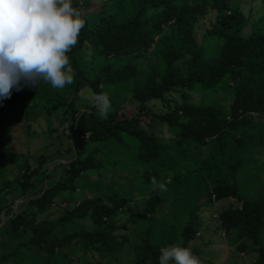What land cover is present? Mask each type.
<instances>
[{
  "label": "trees",
  "instance_id": "obj_1",
  "mask_svg": "<svg viewBox=\"0 0 264 264\" xmlns=\"http://www.w3.org/2000/svg\"><path fill=\"white\" fill-rule=\"evenodd\" d=\"M73 2L86 20L68 53L73 83L57 90L41 81L35 88L43 95L48 135L54 130L52 116H59L64 131L58 138L68 131V143L34 166L21 160V172L13 178L0 167V241L1 235L18 240L12 250L0 253V264H87L88 254L102 261L126 248L134 264H158L161 247H190L204 225L203 207L221 199H231L218 212L228 243L239 252H254L250 264H264V192L246 197L223 170L225 165L237 174L245 167L247 148H255L250 153L255 155L264 146V123L252 129L253 119L264 114V0L263 14L252 23L239 0ZM211 11L214 16L207 19L199 41L196 27ZM219 85L232 91L228 106L189 97ZM84 87L92 94H108L112 107L107 118L89 101L78 105ZM172 92L181 99L168 102L165 111L150 107ZM7 100L19 109L21 91L13 90ZM127 101L133 108H127ZM159 127L171 132L169 142ZM131 142L137 147L133 178L139 180L143 209L131 214L133 225L125 234L120 230L127 225L119 216L135 204V197L116 187L118 157L107 154ZM56 159H66L54 166L59 175L48 166ZM98 168L109 169L112 179L90 188L89 194L87 178ZM152 178L170 180L167 191H153ZM77 189L84 191L79 198ZM186 190L198 195L194 203L187 201ZM166 195L172 200L168 220L160 216ZM18 198L23 201L15 209ZM62 204L60 215L47 216L53 205Z\"/></svg>",
  "mask_w": 264,
  "mask_h": 264
},
{
  "label": "rangeland",
  "instance_id": "obj_2",
  "mask_svg": "<svg viewBox=\"0 0 264 264\" xmlns=\"http://www.w3.org/2000/svg\"><path fill=\"white\" fill-rule=\"evenodd\" d=\"M243 12L247 15L249 21L252 23L255 19L263 14V2L262 0H239ZM209 16H214L211 11L206 16V21L201 20L196 27V36L199 41L203 40V34L206 29L207 19ZM23 104L19 109H15L16 104L8 103L9 100L5 99L0 102V150L2 152V157L0 158V167L4 169L6 175L13 178L21 172L18 166V162L23 159H28V161L35 165L37 160L44 157L46 154L55 153L57 148L65 150L68 143V131H66L62 140L58 138L62 134L63 122L59 116H52V126L54 130L52 135H48L49 122L47 117L44 115V101L43 95L37 91L35 88H30L21 85L20 88ZM229 88H224L219 85L216 89L212 91L191 93L189 95L191 101L196 103H202L205 101H213L217 99L222 101L226 106L232 99V91ZM52 91H49L47 96H49ZM12 94V93H11ZM80 99L78 100V105H83L88 102L82 99L83 97H91L92 93L89 87H84L80 92ZM166 100H155L150 103V107L158 112L165 111L168 102H176L181 99L178 92H172L166 94ZM127 108H133V104L127 101ZM26 115H31V117H26ZM264 123V114L261 116H256L252 122V129L258 128ZM30 130L28 129V126ZM159 135L163 138L165 142H169L172 136L171 132L166 127L158 128ZM131 140H129L130 142ZM62 142V143H61ZM96 155H98V150L93 148L92 145L89 146ZM113 148V147H110ZM114 149V148H113ZM255 148L248 147L246 150L247 156L245 157L246 163L245 167L241 168L237 174L232 175V173L227 170V166L223 165L224 176L229 181H236L240 191L249 198H256L261 193L264 192V146H261L255 155L250 153ZM126 150L130 152L126 153ZM133 150H137L136 144L131 142L130 144H122L118 149L112 150L111 155L113 158L118 157V162L114 167V172L116 174L117 186H122L125 188L128 195L135 197V204L132 205L129 210L122 212L119 216V222L126 224L127 227L120 230L121 233L128 234L129 227H132V223H129L131 214L143 209L142 195L138 193L137 188L139 180H134L133 176L135 171V156ZM132 152V153H131ZM57 162H66V159L52 160L48 163L49 169L55 174H60V169L55 168ZM244 163L242 164V166ZM245 168V169H244ZM130 169V171H129ZM101 173V175H99ZM201 176V174H198ZM196 175V176H198ZM112 179L111 171L109 169L98 168L91 172L87 178L86 190L89 194L90 188L97 187V185H104ZM208 182V181H207ZM190 197L187 199L188 202H195L198 195L193 194V190H186ZM198 192V191H197ZM84 191L81 189L76 190V197L79 198ZM22 198L15 199L14 208L17 209ZM231 202V199H221L219 201L215 200L211 205L203 207L201 217L204 221V225L197 233L196 238L190 244L192 252L199 258L200 264H250L255 259V253L252 251L239 252L235 245H230L228 240L220 227V221L218 218V212L223 207L227 206ZM233 203V202H232ZM172 200L170 195H166L165 201L160 206V216L168 220V212L171 210ZM64 204L53 205V207L48 211V217H57L63 211ZM43 216V215H42ZM3 218L6 220L7 216L3 213ZM3 241H0V253L5 251H10L17 246L18 240L14 241L8 237L1 235ZM135 242L133 237L131 238V243ZM33 250L40 251L38 246L31 245ZM192 248H196V251ZM77 256V254H75ZM78 257V256H77ZM80 260L83 261V255L80 253ZM87 264H134L133 255L129 248L119 251L107 258L106 260H100L97 255L92 256L88 254ZM95 257V258H94ZM85 264V263H81Z\"/></svg>",
  "mask_w": 264,
  "mask_h": 264
},
{
  "label": "clouds",
  "instance_id": "obj_3",
  "mask_svg": "<svg viewBox=\"0 0 264 264\" xmlns=\"http://www.w3.org/2000/svg\"><path fill=\"white\" fill-rule=\"evenodd\" d=\"M86 20L73 0H0V102L21 85L41 81L60 90L73 83L68 53L77 44ZM103 117L111 111L106 92L83 97ZM170 180L152 178V190L167 191ZM158 264H200L190 247H161Z\"/></svg>",
  "mask_w": 264,
  "mask_h": 264
},
{
  "label": "water",
  "instance_id": "obj_4",
  "mask_svg": "<svg viewBox=\"0 0 264 264\" xmlns=\"http://www.w3.org/2000/svg\"><path fill=\"white\" fill-rule=\"evenodd\" d=\"M3 222H5V219L3 218Z\"/></svg>",
  "mask_w": 264,
  "mask_h": 264
},
{
  "label": "built area",
  "instance_id": "obj_5",
  "mask_svg": "<svg viewBox=\"0 0 264 264\" xmlns=\"http://www.w3.org/2000/svg\"><path fill=\"white\" fill-rule=\"evenodd\" d=\"M86 136H88V135H86Z\"/></svg>",
  "mask_w": 264,
  "mask_h": 264
}]
</instances>
